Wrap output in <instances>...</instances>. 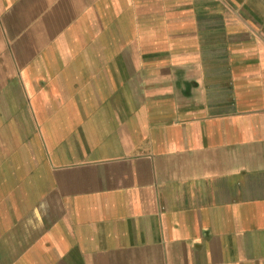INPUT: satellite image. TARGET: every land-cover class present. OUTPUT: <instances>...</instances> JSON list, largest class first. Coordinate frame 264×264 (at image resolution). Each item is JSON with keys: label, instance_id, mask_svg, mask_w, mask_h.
<instances>
[{"label": "crops", "instance_id": "crops-1", "mask_svg": "<svg viewBox=\"0 0 264 264\" xmlns=\"http://www.w3.org/2000/svg\"><path fill=\"white\" fill-rule=\"evenodd\" d=\"M0 264H264V0H0Z\"/></svg>", "mask_w": 264, "mask_h": 264}, {"label": "rangeland", "instance_id": "rangeland-1", "mask_svg": "<svg viewBox=\"0 0 264 264\" xmlns=\"http://www.w3.org/2000/svg\"><path fill=\"white\" fill-rule=\"evenodd\" d=\"M4 34H5V33H4ZM22 34H23V32H22ZM22 34H21V35H22ZM5 36H6V35H5ZM5 40H8V38L5 37ZM1 41H3V42H1V43H4V44H6V45H7V43H8L7 41H4V40H2V39H1ZM8 49H9V51H8ZM2 51H3V50L1 49V52H2ZM7 51L10 52V54H12L11 48H8V47H4V51H3L2 53H8ZM8 99H9V97L5 96V97H4V100H5L4 102L7 103V102H8ZM18 100H19V101H18ZM16 102H17V103H19V102L23 103V97H22V98H20V97H16Z\"/></svg>", "mask_w": 264, "mask_h": 264}]
</instances>
